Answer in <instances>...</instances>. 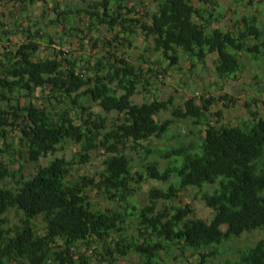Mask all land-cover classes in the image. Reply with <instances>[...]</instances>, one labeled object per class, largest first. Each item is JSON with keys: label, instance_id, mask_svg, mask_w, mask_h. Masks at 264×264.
<instances>
[{"label": "trees", "instance_id": "16d2710c", "mask_svg": "<svg viewBox=\"0 0 264 264\" xmlns=\"http://www.w3.org/2000/svg\"><path fill=\"white\" fill-rule=\"evenodd\" d=\"M39 1L0 0V6L15 4L27 12V6ZM81 1L91 4L76 10L56 4L58 17L50 23L81 31L64 23H74L81 15L88 18L87 31L93 25L106 26L108 32H116L115 40L126 43L140 34L150 38L152 51L171 64L181 55L202 62L213 54L215 72L221 77L240 69L242 54H264V29L257 19L245 16L237 32L222 30L218 27L221 15L212 8L214 0H157L155 9L144 13L137 10L140 5H129L135 0ZM135 13L141 15L134 17ZM13 22L0 30V264H90V256L75 250L78 243L90 250L98 264H119L129 255L136 256L139 264H158L161 253L171 248L193 250L196 264H216L209 258L218 255L217 246L264 228V118L250 113L252 118L240 125L206 123L197 145L165 151L164 157L170 160L163 170L156 161L147 164V178L167 185L148 191V202L137 212L144 230L138 227L137 237H127L120 225L124 213L100 208L95 199H107L111 206L116 203L122 208L129 203L138 187L133 189L131 184L125 150L161 138L173 119L196 123L204 116L207 99L198 104L190 97L182 106L156 98L134 103L132 97L144 73L139 65L110 52L90 69L55 48L49 56L40 57V40L54 43L50 35L38 23L21 28ZM5 25L0 22V27ZM251 41L260 43L251 46ZM108 45L104 39L103 48ZM141 60L145 61L144 54ZM91 70L96 71L93 76L88 75ZM167 111L172 118L160 120L159 115ZM104 113L116 115L110 128ZM16 127L22 161L37 166L30 175L19 169L15 186L7 188L2 181L15 174L5 163V148L9 132ZM67 142L79 146L73 163L86 165L92 150L105 151L97 178L73 176L71 162L54 156ZM44 158L50 159L39 165ZM207 185L213 188L200 199L211 211L208 219L194 218L189 204L167 207L182 191ZM12 208L23 214L13 228L4 217ZM38 216L44 222L42 234L33 224ZM226 264H264V241L239 249L238 259Z\"/></svg>", "mask_w": 264, "mask_h": 264}, {"label": "rangeland", "instance_id": "374dc122", "mask_svg": "<svg viewBox=\"0 0 264 264\" xmlns=\"http://www.w3.org/2000/svg\"><path fill=\"white\" fill-rule=\"evenodd\" d=\"M214 8L216 13L221 15L218 27L222 30L237 32L240 25L238 24L242 17H255L260 27L264 29V0H214ZM59 5L62 9L71 8H87L91 1L83 2L81 0H42L27 6L28 11L21 9L19 5L0 6V22L6 24L0 27V30H6L8 26L13 25V20L21 26L27 27L30 22L38 23L39 27L50 35L51 42L40 40V57L49 56L52 49H58L66 52L69 57L80 60L88 69L91 65L107 53L115 55L117 58H124L132 62L136 66H140L144 73L137 86L136 92L132 97L134 103L140 104L144 101L152 99L172 100L174 106H182L190 97H195L196 103L201 104L202 100H206V110L204 116L196 123L192 120L173 119V124L169 127L166 134L161 138H154L143 142V147H137L135 150L126 149L125 154L129 158V165L132 169L131 184L134 191L123 208L117 207V204L111 206L107 199H95L97 206L103 209L115 208L124 213L125 221L120 224L126 229L127 237L139 234L138 227L139 218L137 212L139 208L146 204L149 200L148 191L151 188L164 189L166 182H159L149 179L146 176V166L148 163L158 162L159 170H163L168 164L170 158L164 157L166 150L171 147L180 145H197L199 136L201 135L204 125L225 124L240 125L242 122L252 118L250 113H256L264 118V54L259 52L254 55L242 54L240 59V69L229 76H218L215 72L214 60L215 55H207L204 61H190L185 55H181L177 63L171 64L169 60L162 55L152 51L153 42L149 39H143L142 35L130 38V42L115 40V33L107 31L106 26L93 25L91 31H87L89 26L88 18L79 15L76 22H64L66 25L77 26V29H65L62 25L54 26L50 20L57 18V9L55 5ZM137 4L138 11L142 13L145 10H154L157 0H135L131 4ZM207 4V3H206ZM211 7L210 4H207ZM141 14H134L139 17ZM1 34V32H0ZM75 34L76 38L70 35ZM18 37H12L16 42ZM109 41L110 45L103 48V41ZM250 41V40H249ZM66 42V44H64ZM96 43V44H95ZM260 41H251L248 44H259ZM95 44V45H94ZM2 42H0V49ZM260 50V45L258 46ZM145 55V61L141 60V56ZM95 70L88 72L89 76H93ZM37 97V93H35ZM38 101V100H36ZM91 107L96 112H100L98 106L91 103ZM107 118L106 126L110 128L112 119L116 116L114 113H104ZM172 115L169 111L162 112L159 115L160 120L171 119ZM195 122V121H194ZM8 147L5 148V163L8 169L15 174L13 177L4 179L2 186L12 188L15 186L14 181L18 179L16 174L22 169L25 174H32L37 165L25 163L20 157L21 144L19 141V131L16 127L15 131L9 132ZM79 146L74 142H67L61 147L54 156L63 157L72 166V175H87L97 178L104 167L103 160L106 157L102 148L91 151V158L86 165L73 163L77 156ZM50 158L41 159L39 165H44ZM213 186L207 185L202 189L192 188L182 191L174 201L167 202V207L185 206L189 204L193 210L194 218L208 219L211 211L207 208L200 196L205 191H211ZM137 207V209H134ZM158 207L163 209V203H159ZM9 227H14L20 223L23 214L15 209H9L4 215ZM35 230L38 234L43 233L44 222L42 216L33 219ZM141 230H144L141 225ZM264 241V228L244 233L239 238H233L217 246L218 255L209 258L216 264H226L229 260L234 263L238 259V251L244 247L252 246L258 241ZM77 250L92 258L90 264H98L92 257L90 250L84 244L78 243ZM205 253L208 250H204ZM197 255L190 249L171 248L168 253H161V259L158 264H196ZM119 264H139L138 258L129 255L120 259Z\"/></svg>", "mask_w": 264, "mask_h": 264}]
</instances>
